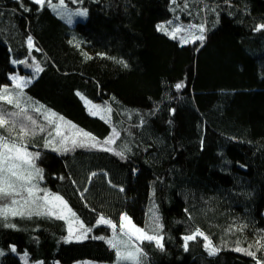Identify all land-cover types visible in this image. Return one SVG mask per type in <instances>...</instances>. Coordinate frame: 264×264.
<instances>
[{"label":"trees","instance_id":"16d2710c","mask_svg":"<svg viewBox=\"0 0 264 264\" xmlns=\"http://www.w3.org/2000/svg\"><path fill=\"white\" fill-rule=\"evenodd\" d=\"M66 2L87 18L67 23L47 0H0V89L15 73L31 77L27 97L98 143L72 134L46 147L62 137L40 112L26 109L33 125L0 101V115L15 120L12 138L36 131L24 143L38 153L42 186L90 231L71 241L56 215L0 216V264L113 263L99 218L146 227L153 209L163 247L141 242L145 264H264V0ZM26 58L41 70L16 64ZM86 101L110 111L92 115Z\"/></svg>","mask_w":264,"mask_h":264},{"label":"snow or ice","instance_id":"6c2138e0","mask_svg":"<svg viewBox=\"0 0 264 264\" xmlns=\"http://www.w3.org/2000/svg\"><path fill=\"white\" fill-rule=\"evenodd\" d=\"M34 3L40 6H44L46 3V0H34ZM48 6L52 7L54 10L59 9L60 11L58 14L64 15V10L66 8L64 0H59L58 4H52L51 0H47ZM87 13L86 11L73 13L71 15H78V16H85ZM71 15L68 16V22L71 23ZM261 28H264V25L260 26ZM158 29L161 31H164L163 25H158ZM180 28H176L170 35H172L173 38L176 37V33L180 32ZM201 31H203V28L201 26ZM204 36L200 35L196 37V39L203 41ZM183 43H188L189 40L185 37L182 38ZM29 46H32V40L31 37H29ZM15 63V62H14ZM23 63V61L21 62ZM41 69L37 67L36 71L39 72ZM12 79L16 82L15 87L17 89H21L24 84L26 83L23 78L20 77H12ZM183 85L177 84L176 88L179 89ZM79 95V93H78ZM83 99V97H82ZM0 101H4L9 105H15L17 109H19L18 112L9 113V117H16L20 115H24L25 118L32 122L33 125H35V121L32 120L31 116H27L26 109L21 107V101L19 97H13L9 90L7 88L0 89ZM87 104H90V102L86 101ZM90 113L92 115H97L101 109L97 105H91L90 107ZM39 111V109H37ZM110 111V109L108 110ZM56 117L55 113L49 112L45 119L49 121V123H55L53 118ZM103 118V117H102ZM60 121H63V117L58 118ZM70 124V122H67ZM72 128H75V125H71ZM0 129L6 131L8 135H2L0 134V199L5 198H12L14 196H21L24 204L21 205L23 207L24 205H29L32 203H35L37 200L43 201V206L47 209V214L49 215H57L60 219H65L67 214L75 215L74 213H71V209L68 207L67 202L64 201V199L59 195H51L50 193H47L45 191V194L43 197H39L36 195L37 192L40 191V189L36 186L35 183H33L34 179L36 177L41 176L42 170L35 168L34 165V159L37 154H33L27 150V145L24 143V140L29 135H36V131L33 130L31 133L28 131V129L25 126H21L19 129V132L16 133L15 138H12V133L15 132V120L6 118L4 115H0ZM39 131L43 132L44 129L40 128ZM55 134L56 136L62 137L61 143H65L69 137L64 136L61 131V125L59 123H56L55 126ZM76 135L83 136L85 138H88L93 141L92 147H95L98 142H95V137H92L90 133L83 132L82 130H78ZM118 135V133L113 130V137ZM53 141H47L46 147L52 145ZM83 142H81L82 144ZM105 144H111L114 143L113 138H109L104 141ZM72 144L76 145L77 140L75 138H72ZM59 151L60 149H56ZM65 151L67 149H64ZM107 151H112L111 148L105 149ZM118 155H123V153H117ZM95 175V174H93ZM24 193H26V197H24ZM12 205H16L19 202L16 199H11ZM9 214L12 216L16 215H24V212L18 210L17 208H9L5 206L3 209H0V216L7 217ZM31 214V212H29ZM98 224H107L112 227V229L115 231L116 225L113 224L110 220L105 219L103 216L99 218L97 221ZM80 229H83L82 232L79 234L74 235V229L72 227L71 222L69 223V237L68 239H85L87 238V232L90 231V229H84L83 224H80ZM120 232L124 235L128 236L129 239L132 237H135L137 241H156L157 246L163 247V245L160 243V240L158 237L149 235L144 229L137 227L135 224L132 223L131 219L125 214L121 216V222H120ZM197 236H203V233L197 232L193 235H189L184 237L185 240V247H187V241L195 239ZM102 239V237H101ZM204 240L206 241L205 247L209 250L210 254H215L217 249L212 247L211 241L208 240V237H204ZM108 243L111 245L113 249L116 250V255L119 261H133L135 262L138 259V256L141 254V249L139 247L131 248L127 244L126 241L119 240L114 236L113 239H110ZM121 245L124 247L122 248ZM236 251L240 252H247L246 249L237 248ZM248 255H253L252 252H247Z\"/></svg>","mask_w":264,"mask_h":264},{"label":"rangeland","instance_id":"374dc122","mask_svg":"<svg viewBox=\"0 0 264 264\" xmlns=\"http://www.w3.org/2000/svg\"><path fill=\"white\" fill-rule=\"evenodd\" d=\"M64 2H65L66 8L64 10V15L63 16L60 15V14H58V12L60 11L59 9L54 10L52 8V10L54 11V13L58 17H60L61 19H63L65 22L69 23L68 22V16L69 15H71L73 13H77V12H82V11H86L87 14L85 16L71 15L72 22L70 24H73V23H75L77 21L85 20L87 18L88 12H87L86 9L81 8V7H76V8L75 7H72V6H70V5L67 4L66 0H64ZM58 3H54V4H58ZM202 34H203L202 32H198L197 35L195 34V37L196 36H200ZM28 45H29V43H28ZM30 48H32V49L35 48L33 41H32V46ZM22 61H23V64L25 65L26 68H29L30 70H32L33 73H36L37 72L36 69L39 66H38V63H37V61L35 59L26 58V59H24ZM22 61H16V64H19ZM12 77H20V78H23V80L26 82L21 89H17L15 87V83L16 82L12 79L13 80L12 85L11 86L4 87V88H7L9 90L10 94L13 97H17V96L19 97V99L21 101V107L22 108H24V109L34 108L35 111H37V109H39V111H37V112H40L43 115L44 118H45V116L49 112L54 113L53 111H50V110L45 109L43 106L39 105L33 99H32L33 100L32 101L30 99V97L29 96L27 97L26 94L24 93V89H25L26 85L31 81V77L24 76V75H21L19 73H15L14 75H12ZM88 102H90V101H88ZM87 105H88V107L90 109L91 105H96V103L90 102V104H87ZM99 108L101 109V111L98 114H101V115L104 116V115H106L109 112L108 111L109 108L106 107V106H99ZM98 114H97V116H98ZM53 120L55 121V126H56V123H59L61 125V131H62V134L64 136H68L69 137L70 135L73 134V135L77 136L78 138L79 137L82 138V139L85 138L83 136L76 135V133H77L78 130L77 129L76 130H73L74 128H72L71 125H75V124H73L72 122L67 121V122H70V124H68L67 122L60 121L59 119H57V117H54ZM75 128H76V125H75ZM86 139H88V138H86ZM71 141L72 140H70V142ZM57 144H63V143L53 142L52 145H50V147L54 148V147H56ZM112 144L113 143H111V144H105L104 143L103 144V148L104 147L105 148H111ZM87 145H92V144H87ZM28 151L31 152V153H33V154H35V153L37 154V152H35V151H30V150H28ZM36 158H38V156H36ZM36 158L34 159L35 168H38V169L41 170V167L38 165L37 162H35V160L37 161ZM41 176H42V172H41ZM41 181H42V178H40V177H36L34 179V181H33V183H35L36 186L40 189V191L36 193L37 196L43 197L44 194H45V191L47 193H50L51 195H57L55 193L50 192L46 188H44L42 186V184H41ZM23 195H24V197H26L27 194L24 193ZM11 199H16L19 203L16 204V205H12ZM23 204H24V201H23L22 197L19 196V195L14 196L12 198L0 199V209H3L5 206H7L9 208H13V207L17 208L18 210L24 212L25 215H28L29 212H31L32 214H36V213H39V214H47V209L43 206V201L42 200H37L35 203L29 204V205H24L23 207H21V205H23ZM68 207H69V205H68ZM71 213H74V212L71 210ZM16 216H22V215H16ZM7 217H13V216L11 214H9ZM64 220L66 221V223L68 225V229H69V223L71 222L72 227L74 229V235L79 234L80 232L83 231V229H80V224L81 223L83 224V222H81L77 218L76 214L73 216V215H71L69 213V214L66 215V218ZM131 221H132L133 224H135L132 219H131ZM105 225L108 226V231H109L108 237L106 238L107 239V242L110 239H113L114 236H115L119 240L126 241L127 244L130 246V250H131V248L139 247L141 249V254L138 256V259L135 262H133V261H119L118 258L116 257V260L113 263H100V262H96V261L86 260L84 262H78L76 264H145V260H144V256H143V250H142V248L140 246L141 242H143L145 240H143V241H137L135 239V237H132L131 239H129L128 236H126V235H124L123 233L120 232V225L119 226L116 225L115 231L112 229V227L110 225H107V224H105ZM135 225L137 227H139V228L144 229L149 235H153V236L158 237L159 240H160V243L162 244V234H161L162 231H161V226H160V222H159V216H158V214L156 213V211L154 209L151 210L150 217H149V223H148V225L146 227H141V226H138L137 224H135ZM83 228L85 229L84 225H83ZM88 234H89V231L87 232V236H88ZM68 237H69V231H68ZM68 237H67V240H69ZM70 240L71 241H81V240H84V239L77 240V239L73 238V239H70ZM154 242L156 243V241H154ZM121 247L123 248L124 246L121 245ZM35 264H37V263H35ZM260 264H263V263H260Z\"/></svg>","mask_w":264,"mask_h":264}]
</instances>
